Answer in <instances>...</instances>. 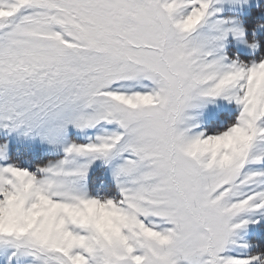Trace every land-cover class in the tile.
Listing matches in <instances>:
<instances>
[{
    "label": "snow or ice",
    "instance_id": "snow-or-ice-1",
    "mask_svg": "<svg viewBox=\"0 0 264 264\" xmlns=\"http://www.w3.org/2000/svg\"><path fill=\"white\" fill-rule=\"evenodd\" d=\"M0 264H264V0H0Z\"/></svg>",
    "mask_w": 264,
    "mask_h": 264
}]
</instances>
